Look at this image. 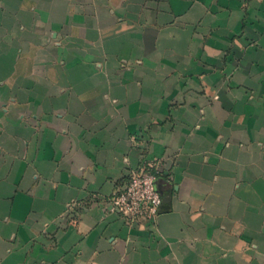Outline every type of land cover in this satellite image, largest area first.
I'll return each mask as SVG.
<instances>
[{"label": "crops", "instance_id": "0c3cea01", "mask_svg": "<svg viewBox=\"0 0 264 264\" xmlns=\"http://www.w3.org/2000/svg\"><path fill=\"white\" fill-rule=\"evenodd\" d=\"M0 264H264V0H0Z\"/></svg>", "mask_w": 264, "mask_h": 264}, {"label": "built area", "instance_id": "2783aa9c", "mask_svg": "<svg viewBox=\"0 0 264 264\" xmlns=\"http://www.w3.org/2000/svg\"><path fill=\"white\" fill-rule=\"evenodd\" d=\"M152 166L153 162H143L129 171L127 180L117 186L106 199L111 212L130 221L145 218L152 223L156 220L161 196L155 187L156 174ZM82 207L83 204L77 201L68 205L67 213L71 219H75L77 210Z\"/></svg>", "mask_w": 264, "mask_h": 264}, {"label": "rangeland", "instance_id": "374dc122", "mask_svg": "<svg viewBox=\"0 0 264 264\" xmlns=\"http://www.w3.org/2000/svg\"><path fill=\"white\" fill-rule=\"evenodd\" d=\"M157 219V218H156ZM155 222V221H154Z\"/></svg>", "mask_w": 264, "mask_h": 264}]
</instances>
